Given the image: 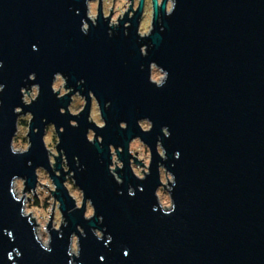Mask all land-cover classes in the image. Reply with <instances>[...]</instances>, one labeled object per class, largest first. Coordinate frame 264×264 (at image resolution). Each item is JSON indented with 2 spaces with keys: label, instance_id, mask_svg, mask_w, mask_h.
<instances>
[{
  "label": "water",
  "instance_id": "obj_1",
  "mask_svg": "<svg viewBox=\"0 0 264 264\" xmlns=\"http://www.w3.org/2000/svg\"><path fill=\"white\" fill-rule=\"evenodd\" d=\"M145 1L134 9L131 0L114 26L103 0L94 21L90 0H0V264H264V0H172L170 10V0H152L142 36ZM33 86L38 95L26 103ZM76 94L85 105L73 114ZM93 99L104 126L90 121ZM28 113L30 146L18 152L12 143ZM133 140L150 151L144 177L133 171L145 167ZM114 156L122 166L112 170ZM162 168L173 179L171 214L157 195L167 189ZM39 169L64 220L53 227V205L48 246L13 189L22 179L23 193L36 194Z\"/></svg>",
  "mask_w": 264,
  "mask_h": 264
},
{
  "label": "rangeland",
  "instance_id": "obj_2",
  "mask_svg": "<svg viewBox=\"0 0 264 264\" xmlns=\"http://www.w3.org/2000/svg\"><path fill=\"white\" fill-rule=\"evenodd\" d=\"M162 0H159V4ZM139 0H134V8L138 5ZM131 3V0H103V11L105 14V17H109L111 14L112 9V17H111V25H118L117 19H121L124 15V13L127 11L129 5ZM99 0H90L89 3V16L94 21L97 15V8H98ZM172 6V0L168 2L167 9L170 10V7ZM136 9V8H135ZM152 16H153V9H152V0H146L144 5V14L142 18L140 19V27L139 32L142 36H146L151 29L152 24ZM114 23V24H113ZM151 78L154 82L160 83L164 80L165 74L161 71L160 68H157L155 65H153L151 70ZM66 84L65 78H62L61 76L57 77L53 84V90L56 92L59 91L60 96L67 93V90L64 89V85ZM32 91H31V90ZM28 89V93L24 94L23 100L24 102L28 103L31 102V100H34L38 95V88L36 86L31 87ZM85 105V99L81 97L79 94H76L72 96V102L69 106V111L73 114H78L80 111H82L83 106ZM31 119V115L28 113V115H21L19 117V122L22 120L24 123L18 125L17 133L15 134V138L13 140L12 146L16 151H25L29 148V142H28V127H29V121ZM90 121L95 122L99 126H104V122L100 117V110H98L97 103L95 102V99H93L92 107H91V114H90ZM141 125L143 129H149L150 123L146 121H142ZM89 139L93 140L94 133L89 131ZM44 136V143L46 144L49 153L51 154V161H53L54 156H57V149L56 146L58 144V137L57 134L54 132V126H48L45 131ZM130 151L134 156H137L138 160L144 164L145 167L137 166L133 164V171L134 174H136L138 177H144L145 173L148 172V166L150 164V151H148V148L143 144L140 140H133L130 145ZM159 151L162 152L159 148ZM116 163V164H114ZM65 166V165H64ZM121 167L122 163L116 159L114 156L113 158V166L111 167L112 170ZM67 169V167L65 166ZM143 170V172H141ZM161 173V181L165 187L162 186V188H159L157 191V195L159 198V203L164 207L165 209H171L172 203L170 194H168L169 190V183L173 182L172 176L166 172L163 168L160 171ZM167 173V174H166ZM117 177V175H116ZM37 178H38V184L36 187V194L32 192H25L24 188V181L22 179L16 180L14 182V193L17 197L21 198V196L25 195V207L24 211L26 214L30 215V221L34 218L36 221V224L39 226H35V231L37 232V236L41 243L44 244V246L49 245V239L50 235L48 232L47 224L50 223V215L52 214L54 210V214L52 217V225L54 228H59L61 224L64 223V220L62 218L59 204L56 199H54L50 193L55 188L52 184V181L50 177H48V173L44 169H39L37 171ZM169 182V183H168ZM47 187H45V186ZM65 186L67 187L69 194L77 200V205L80 207V204L82 202V192L78 187L74 185V182L72 180V176L68 175V178L65 182ZM50 190V191H49ZM55 202V204H54ZM54 205V209L52 210ZM93 214V208L90 206V203H87V212L86 217H89ZM34 222V221H33ZM73 244H72V253L78 254V244L76 242V238H73Z\"/></svg>",
  "mask_w": 264,
  "mask_h": 264
},
{
  "label": "clouds",
  "instance_id": "obj_3",
  "mask_svg": "<svg viewBox=\"0 0 264 264\" xmlns=\"http://www.w3.org/2000/svg\"><path fill=\"white\" fill-rule=\"evenodd\" d=\"M86 34V33H85ZM0 67H2V64H0ZM35 77V74H32L30 77H29V79H32V78H34ZM83 82V81H82ZM21 91H23V89L21 90ZM4 92V86H2V85H0V93H3ZM121 124H123V123H121ZM167 129H164V131H166ZM130 195H133L134 196V193H131L130 192ZM175 211V207H173L172 208V211L171 212H168V213H166V214H171L172 212H174ZM47 251L50 253L51 252V249H47ZM126 255H127V253H126Z\"/></svg>",
  "mask_w": 264,
  "mask_h": 264
},
{
  "label": "flooded vegetation",
  "instance_id": "obj_4",
  "mask_svg": "<svg viewBox=\"0 0 264 264\" xmlns=\"http://www.w3.org/2000/svg\"><path fill=\"white\" fill-rule=\"evenodd\" d=\"M137 6H138V5H137ZM137 6H136L135 8H137ZM135 8H134V9H135ZM131 15H132V14H131ZM86 28H87V26H86ZM59 77H60V76H59ZM56 78H57V77H56ZM82 97H83V96H82ZM97 106H98V105H97ZM98 110H99V109H98ZM111 151L114 152L113 147H112ZM131 162H133V161H131ZM133 164H134V163H133Z\"/></svg>",
  "mask_w": 264,
  "mask_h": 264
},
{
  "label": "trees",
  "instance_id": "obj_5",
  "mask_svg": "<svg viewBox=\"0 0 264 264\" xmlns=\"http://www.w3.org/2000/svg\"><path fill=\"white\" fill-rule=\"evenodd\" d=\"M22 123H24V121L21 120V121L19 122V124H22ZM24 124H25V123H24Z\"/></svg>",
  "mask_w": 264,
  "mask_h": 264
}]
</instances>
